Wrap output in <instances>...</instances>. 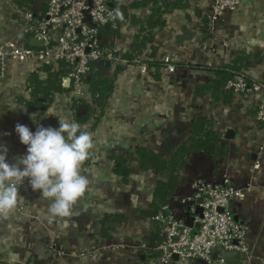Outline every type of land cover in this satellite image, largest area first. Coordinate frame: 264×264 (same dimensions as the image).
Masks as SVG:
<instances>
[{
    "label": "crops",
    "instance_id": "obj_1",
    "mask_svg": "<svg viewBox=\"0 0 264 264\" xmlns=\"http://www.w3.org/2000/svg\"><path fill=\"white\" fill-rule=\"evenodd\" d=\"M142 1L110 0V8L125 16L118 34H102L104 46L122 55L129 51L141 28L135 20L148 17L154 6H140ZM187 1L186 9L164 16L165 27L136 61L106 64L105 76L113 81L106 106H93L94 113L77 135H65L66 142L55 137L77 124L74 96L68 91L37 95L43 109L19 103L31 101L28 76L37 72L44 80L46 75L37 63L8 62L7 76L0 80V178L13 187L17 209L0 215V264H194L163 262L156 251L159 226L143 213L150 211L155 187L168 174L141 170L134 153L142 148L169 162L188 143L196 117L213 123L225 154L186 158L168 196L169 212L191 224L199 215L191 184L227 178L243 191L242 199L230 205L237 222L248 228L250 257L241 264H264L259 97L234 95L214 103L207 93H196L210 83L212 68L240 55L257 57L249 59L244 72L250 81L264 83V0H241L215 24L209 21L213 0ZM46 3L36 0L35 9L44 13ZM19 10L17 0H0V47L25 40ZM116 158H124L131 170L125 179L113 172ZM55 247L63 249L57 257Z\"/></svg>",
    "mask_w": 264,
    "mask_h": 264
},
{
    "label": "built area",
    "instance_id": "obj_2",
    "mask_svg": "<svg viewBox=\"0 0 264 264\" xmlns=\"http://www.w3.org/2000/svg\"><path fill=\"white\" fill-rule=\"evenodd\" d=\"M240 3L241 0H213L210 23L215 24L227 12L236 11ZM109 4L110 0H47L44 13H37L32 7L20 8L22 39L37 40L41 46L26 48L21 39L1 46L0 80L7 76L10 61L23 65L37 63L51 72L64 70L62 86L72 89L71 94L76 98H88L85 80L94 68L101 69L103 64L127 66L137 60L128 61L121 57L120 49L103 45L102 29L117 28L119 12ZM167 70L174 73L172 66ZM226 89L233 95L259 97L255 119L264 129V83L250 81L247 73L241 72L227 83ZM190 191L193 200L199 202V215L191 224L173 216L168 206L151 218L160 227L161 240L155 249L161 260L168 262L176 256L178 261L186 263L201 260L207 264H224L221 254L232 251L248 259V228L235 221L230 209L232 202L242 199L243 191L232 186L227 178L195 181ZM9 208L17 209L13 187L0 178V215ZM212 254H217L216 261H212Z\"/></svg>",
    "mask_w": 264,
    "mask_h": 264
},
{
    "label": "trees",
    "instance_id": "obj_3",
    "mask_svg": "<svg viewBox=\"0 0 264 264\" xmlns=\"http://www.w3.org/2000/svg\"><path fill=\"white\" fill-rule=\"evenodd\" d=\"M36 0H17V5L20 8L35 9ZM35 4V5H34ZM154 4L150 10V15L140 20H135V24L141 28L134 39V42L126 54L121 55L122 58L132 61L137 58L146 50L148 41L154 37L159 31L165 27L164 16L173 10H183L188 7L187 0H143L140 6H147ZM119 14L117 16V28L114 29H102V34L114 33L118 34L119 28L124 23L121 10L117 8ZM40 13L41 10H34ZM219 22V21H218ZM26 48H34L29 45V40L25 38ZM109 47V46H106ZM254 60L257 57H250ZM249 57L238 56L230 64L220 66L218 68H212V79L208 85L199 86L196 89L197 94L207 93L212 102H224L229 101L234 95L231 91L226 89V85L229 81L233 80L237 74L246 71L248 67ZM63 67V66H62ZM108 69L106 64H103L101 69H93L85 80L87 85L88 98L87 100L72 98V111L76 124L70 130H67L64 134H59L55 137V140L60 142H66L65 135L68 132L72 134L79 133V127L88 119L90 115L94 113L93 106L104 108L108 99L113 91V81L105 76V71ZM39 72H43L46 75L44 80H41L37 72L28 76V85L31 88L32 95L31 101L25 102L20 100L19 103L26 106H33L36 108H45L42 103L36 100L37 95L52 96L54 94H61L64 91L71 93L70 88H64L61 83V77L64 70H57L50 72L49 68L41 67ZM67 74V69H66ZM80 105L84 107L83 113L80 112ZM191 137L187 144L182 145L174 153L169 162L164 161L159 157L156 152L148 151L144 149H137L134 153L135 159L138 161L141 170L151 169L156 174H168V180L166 182L160 181L157 183L154 190V198L150 208V211L143 213L146 217H154L160 210L167 206L168 196L170 191H173L175 182L177 180V174L184 168L186 158L189 155H205L212 159H221L224 156V148L220 146L218 142V136L214 130L213 123L205 118L196 117L190 124ZM113 172L118 177L125 179L131 173V170L127 166V161L124 158H116ZM180 219V218H179ZM160 229V227L158 228ZM107 232V231H105ZM105 235V233H104ZM155 237V236H154ZM160 242V241H159ZM158 244V243H157Z\"/></svg>",
    "mask_w": 264,
    "mask_h": 264
},
{
    "label": "water",
    "instance_id": "obj_4",
    "mask_svg": "<svg viewBox=\"0 0 264 264\" xmlns=\"http://www.w3.org/2000/svg\"><path fill=\"white\" fill-rule=\"evenodd\" d=\"M109 7H110V5H109ZM105 28L108 29L109 26H106ZM29 44H30V46L35 47V48H40V46H41V42H39L37 40H33V39L30 40ZM234 219H235V221H237L236 218H234ZM211 258H212V261H216L218 256H217V254H212ZM220 259L223 261L224 264H241L242 256L237 251L223 252L220 256ZM171 260L178 261L176 256H173L171 258ZM194 264H207V263L204 261H201V260H197L194 262Z\"/></svg>",
    "mask_w": 264,
    "mask_h": 264
},
{
    "label": "rangeland",
    "instance_id": "obj_5",
    "mask_svg": "<svg viewBox=\"0 0 264 264\" xmlns=\"http://www.w3.org/2000/svg\"><path fill=\"white\" fill-rule=\"evenodd\" d=\"M16 202V201H15ZM16 204H17V202H16ZM9 210H14V209H12V208H9L7 211H9ZM7 211H5L3 214H5ZM3 214H1V215H3ZM63 251V249L62 248H54V256H59L60 255V253ZM56 256V257H57ZM181 262V261H180Z\"/></svg>",
    "mask_w": 264,
    "mask_h": 264
}]
</instances>
